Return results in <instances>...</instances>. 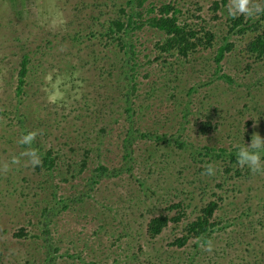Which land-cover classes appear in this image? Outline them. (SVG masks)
Listing matches in <instances>:
<instances>
[{"label":"rangeland","instance_id":"rangeland-1","mask_svg":"<svg viewBox=\"0 0 264 264\" xmlns=\"http://www.w3.org/2000/svg\"><path fill=\"white\" fill-rule=\"evenodd\" d=\"M125 1L0 0V264H135L163 250L167 264H264V173L229 156L252 133L264 137V58L244 53L251 35L228 30L231 0L144 2V17L149 7L167 2H177L184 14L199 7L215 34L213 46L172 67L149 62L163 34L146 26L123 38L124 49L131 44L136 51L131 58L101 37L87 40L81 32L71 39V30L61 36L66 14L114 17L120 6L137 14L135 3ZM254 4L264 5L249 0ZM261 19L259 13L248 22ZM43 38L52 40L53 57L32 62L19 93L21 53L35 52ZM227 43L233 46L215 61L217 45ZM99 64L117 71L107 76L105 89L94 72ZM133 65L135 90L129 92L126 72ZM54 93L60 95L50 99ZM205 119L215 131H197ZM135 128L148 137L138 138ZM128 130L135 143L131 158L123 156ZM27 131L37 132L31 147L42 157L46 149L56 151L53 168H33L27 157L10 162L24 150L16 141ZM202 186L222 196L214 213L221 225L208 243L189 240L170 250L164 243L169 228L157 238L144 235L151 210L182 199L179 193L192 191L196 200Z\"/></svg>","mask_w":264,"mask_h":264},{"label":"trees","instance_id":"trees-1","mask_svg":"<svg viewBox=\"0 0 264 264\" xmlns=\"http://www.w3.org/2000/svg\"><path fill=\"white\" fill-rule=\"evenodd\" d=\"M128 1H133L135 3V11L137 14H132L130 12L126 13L124 7L122 6L116 10L119 14H115L114 17L109 14H103L102 11L98 13L96 12V14H88L83 17H74L76 16L75 14H66L65 31L60 33L61 36L67 35L69 37V30H71L73 32L70 35L71 39H74V37L78 36L81 32L82 36L85 35L87 40H92L94 37H101L102 40H104V44H107L106 46L113 44V47L116 48V51L118 52L128 53L129 51L131 53V58V56H136V51L133 49L131 44H128V51L124 49L127 45L123 38L128 32L133 33L136 30H141L142 26H146L163 34V38L161 40L153 42L151 50L154 54L149 62H156L162 66L168 65L170 67L174 66L178 59L186 57L188 53L206 50V48L213 46L215 43L214 32L210 29L208 23L198 15L199 7L194 9L192 14H184L181 10L182 8L178 6L177 2H167L162 3L158 7H149L146 10L147 14L144 17L141 11L144 10V2L146 0H126L125 2ZM129 3H127V5ZM213 4L218 5L217 2H214ZM262 9H264V5H262ZM210 11H213V9H210ZM260 13L262 19L256 22H248V17H244L241 14L238 15L237 18L231 17V24L228 28L229 31H234L236 28V33H239L238 36L241 38H246L248 35H251L243 51L250 59L254 56L256 57V60L264 58V10ZM18 15L20 19L25 17V14ZM191 21H195V23H192ZM239 24L240 26H238ZM97 25H99L98 28H94L97 27ZM52 46V40L43 38V44L38 42L35 52L28 50L21 53L16 87V90L19 93L21 86L25 83L24 77L29 70V67H31L32 62L38 59L47 61V59L52 58V53L49 51V47ZM231 46H233V43L217 45L215 61L218 62L221 60L225 52L229 50ZM35 54L36 57H34ZM94 56L101 58L98 55ZM144 57H146V54ZM92 59L94 60L95 57H92ZM95 67L97 69H95L94 72L98 79V83L102 89H105V80L107 79V76H111L114 71L115 73L117 71L111 67L105 68L103 64H99V66ZM128 69L131 73L129 74L126 72L131 84L129 92H134L135 83L132 82V76L137 71V67L136 65H133ZM144 75L146 76L148 74L145 73ZM224 76L226 78L228 77L226 75ZM227 80L229 81L228 78ZM125 95L127 94H123V96ZM94 100L95 102L98 101V99ZM101 106L102 105L99 104L98 107L101 108ZM197 125V131L201 134L215 131L217 128V125L215 123H211L209 119L202 120ZM129 127H132V125L130 124ZM129 131L130 130H128L123 136V141L126 144L124 145L125 152L123 154L125 158H131V152L133 151L135 144L131 141L132 137L129 134ZM133 132L136 133L135 135L142 140L148 137L146 133H138L137 128H135ZM134 139L135 137L133 140ZM155 139L161 140V135L159 136L155 134ZM221 150L223 151V149ZM229 156L234 163L236 161V156L231 153H229ZM55 157H58L55 150L46 149L40 165L45 167L47 170L53 168L55 164ZM86 157V153L83 152V160ZM79 165H81V169H84V161L80 162ZM215 187L220 186L215 184ZM179 194L182 196L181 200L176 202L163 200L160 204V209L151 210V214L148 215V219L143 226L144 235L149 236L152 239L157 238L170 227V236L168 239L165 238L164 241V243H166V248H169L170 250L183 249L189 240L200 241L203 244L208 243L212 238V233L215 230H218L221 225V220L214 215L215 211L221 207V194L213 191L211 192V190L206 186L199 188L196 200L193 196H191L193 194L192 191L190 193L187 192L186 194ZM185 196L186 201L184 198ZM188 210H191L192 217L187 216ZM258 223L261 222H257V224ZM16 235L24 237L26 234L25 232H14L13 236L16 237ZM166 252L168 251L163 250V252L157 253L156 256L145 257L142 261L135 264H167V261H162L161 259L162 253Z\"/></svg>","mask_w":264,"mask_h":264},{"label":"clouds","instance_id":"clouds-1","mask_svg":"<svg viewBox=\"0 0 264 264\" xmlns=\"http://www.w3.org/2000/svg\"><path fill=\"white\" fill-rule=\"evenodd\" d=\"M261 3H264V0H261ZM262 10L264 9H262L259 4L249 6V0H231L229 6L227 7L228 15L233 18L240 14L255 18ZM58 95H60V93H54L50 99H53ZM36 135V131H27L21 134L16 142L17 144L24 145L25 148L19 153V156L11 157L10 162L12 164L20 163L19 157H27L28 160L26 163L30 164L33 168L41 164L42 153L31 147ZM235 156L238 166H247L249 171L252 173H264V161L261 159V157L264 156V137L260 136L258 133H252L250 141L247 144L243 142L242 144L236 146ZM3 167L7 170L8 164H4ZM205 171L206 174L212 175V166H206ZM174 194L176 197V193ZM172 201L176 202L178 200Z\"/></svg>","mask_w":264,"mask_h":264},{"label":"water","instance_id":"water-1","mask_svg":"<svg viewBox=\"0 0 264 264\" xmlns=\"http://www.w3.org/2000/svg\"><path fill=\"white\" fill-rule=\"evenodd\" d=\"M170 228V227H169Z\"/></svg>","mask_w":264,"mask_h":264}]
</instances>
